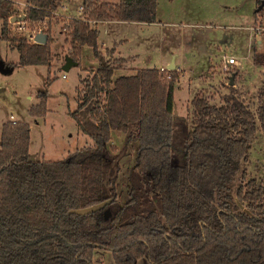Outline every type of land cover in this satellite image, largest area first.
Masks as SVG:
<instances>
[{"label": "trees", "instance_id": "1", "mask_svg": "<svg viewBox=\"0 0 264 264\" xmlns=\"http://www.w3.org/2000/svg\"><path fill=\"white\" fill-rule=\"evenodd\" d=\"M256 0L254 23L264 17ZM29 27L48 18L44 44L10 32L14 3L0 0V39L16 49L2 67L50 64L51 20L61 0H25ZM82 11L64 27L76 64L88 46L97 65L70 111L91 144L66 156L30 160L29 125L4 124L0 137V264H92V248L117 253L120 264H264V180L247 176L243 164L259 128L264 133V81L252 109L234 83L218 103L197 93L191 99L190 137L174 142L178 117L172 89L179 71L141 67L116 72L128 57L115 46L99 49L98 23H156L157 0H82ZM261 25V24H259ZM251 58L264 66V30ZM237 70L234 69L233 73ZM50 74L47 82L50 81ZM32 104V116L46 113L47 91ZM135 149L120 201V150ZM123 149V148H122ZM121 149V150H122ZM237 197L246 210H241ZM87 214L69 212L110 199Z\"/></svg>", "mask_w": 264, "mask_h": 264}, {"label": "rangeland", "instance_id": "2", "mask_svg": "<svg viewBox=\"0 0 264 264\" xmlns=\"http://www.w3.org/2000/svg\"><path fill=\"white\" fill-rule=\"evenodd\" d=\"M11 1L17 8H23L25 3V0ZM81 3L82 0H61L57 14L50 22L53 52L50 64L0 69V137L4 124L12 120L10 115L15 121L29 125L30 160L59 159L76 148L91 144V139L79 128L70 111L76 107L84 86L83 79L91 76L97 59L88 46H83L79 63L68 70L63 69L69 51L63 30L71 18L79 16ZM255 8L256 0H157L156 23L111 21L100 25L99 22L97 45L102 51L115 46L113 56L128 57L115 73L159 67L174 59L179 71L172 89V109L178 117L174 124V142L181 146L184 139L190 137L193 96L203 93L211 102H220L223 94L229 91L230 75H234L237 91L255 109L256 91L264 81V66L255 65L251 58L253 50L261 48L258 44L260 33L251 29L259 25L254 23ZM20 12L15 9L13 15ZM9 25L12 35L22 36L16 24L9 22ZM260 26L264 28V19ZM228 56H233L239 64L224 69V58ZM0 58L5 62L18 58L17 50L1 39ZM234 69L236 73H233ZM41 90L47 91L46 113L32 116L28 109L40 101ZM112 142L120 150L118 182L122 201L127 187L123 181L133 164L135 149L123 147L121 134L113 133ZM243 166L247 176L264 180V133L259 128ZM234 199L239 208L245 210L236 196ZM83 252L92 255V264H120L117 253L109 249L92 248L90 253L86 247ZM137 264L152 263L143 257Z\"/></svg>", "mask_w": 264, "mask_h": 264}, {"label": "built area", "instance_id": "3", "mask_svg": "<svg viewBox=\"0 0 264 264\" xmlns=\"http://www.w3.org/2000/svg\"><path fill=\"white\" fill-rule=\"evenodd\" d=\"M81 11H82V6H80L79 15H80ZM25 12H26V9H25V11H21L18 15L12 16L11 18H22V17L24 18L25 22H23L21 20H16L13 23L17 25V29H18L19 33H22L23 37H25L29 42L35 43L34 38H35L36 34H38L39 32H42V29H44L46 27V23H47L48 18H45L44 21L39 23V25H37L36 27L31 28V27H29V22L26 21V19H25ZM54 14H56V11L54 12ZM10 23H12V22H10ZM26 26H28V30H27ZM23 29H26V31H24ZM251 29H253L254 31L256 30L258 32H261L262 30H264V28L261 27L260 25L252 27ZM232 64H239V63L237 62V60L233 56H228V57L224 58V69H227ZM159 68L164 69L166 67L160 66ZM12 117L13 116L10 115V118H12ZM12 121L14 122L15 120L12 119Z\"/></svg>", "mask_w": 264, "mask_h": 264}, {"label": "water", "instance_id": "4", "mask_svg": "<svg viewBox=\"0 0 264 264\" xmlns=\"http://www.w3.org/2000/svg\"><path fill=\"white\" fill-rule=\"evenodd\" d=\"M264 6V1L261 2V4L258 6V8H262ZM22 18H11L9 21L10 22H14L16 20H21ZM35 43L38 44H44L46 42V35L43 34L42 32H39L38 34H36L35 38H34ZM76 60H73L69 55L65 56L64 59V63H63V69L68 70L72 65H76ZM1 63H0V67H1ZM167 69H174L175 68V63H174V59H171V61L167 64L166 66ZM234 83V75H230L229 77V82L228 84H233ZM111 200L110 199H106L104 201L98 202V203H94L85 207H79V208H73L70 209L69 212L72 213H76V214H87L90 213L92 211H95L97 209H100L101 207H103L107 202H109ZM246 210V209H245Z\"/></svg>", "mask_w": 264, "mask_h": 264}, {"label": "crops", "instance_id": "5", "mask_svg": "<svg viewBox=\"0 0 264 264\" xmlns=\"http://www.w3.org/2000/svg\"><path fill=\"white\" fill-rule=\"evenodd\" d=\"M13 3H14V2H13ZM23 5H24L23 8H17L16 5H15V3H14V9H19V10H21V11H25V9L27 8V3L25 2ZM56 14H57V10H56ZM263 19H264V17H262V18H261V17H260V18L258 17V21H257V23L261 24V22H262ZM21 21L25 22V21H24V18L21 19ZM107 22H111V21H103V22L100 23V25L105 24V23H107ZM113 22H116V21H113ZM25 24H26V23H25ZM258 44H260V41L258 42ZM0 59H1V58H0ZM1 60H3V59H1ZM167 64H168V63H167ZM167 64H166V65L161 64L160 66H163V65H164V66L166 67ZM160 66H159V67H160ZM4 68H5V67H2V66L0 67V69H4ZM175 68H176V65H175ZM177 68H178V67H177ZM177 68H176V69H177ZM12 119H13V117H12Z\"/></svg>", "mask_w": 264, "mask_h": 264}]
</instances>
